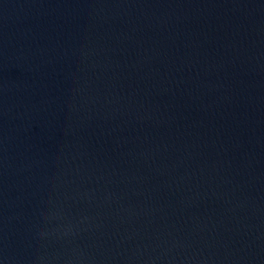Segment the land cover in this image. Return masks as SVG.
<instances>
[{
  "label": "water",
  "instance_id": "1",
  "mask_svg": "<svg viewBox=\"0 0 264 264\" xmlns=\"http://www.w3.org/2000/svg\"><path fill=\"white\" fill-rule=\"evenodd\" d=\"M0 264H264V0H0Z\"/></svg>",
  "mask_w": 264,
  "mask_h": 264
}]
</instances>
